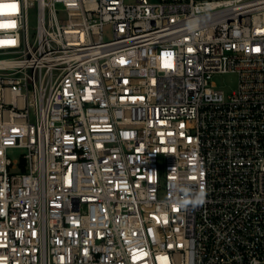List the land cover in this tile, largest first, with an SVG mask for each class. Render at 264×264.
Listing matches in <instances>:
<instances>
[{
  "label": "built area",
  "instance_id": "1",
  "mask_svg": "<svg viewBox=\"0 0 264 264\" xmlns=\"http://www.w3.org/2000/svg\"><path fill=\"white\" fill-rule=\"evenodd\" d=\"M0 264H264V0H0Z\"/></svg>",
  "mask_w": 264,
  "mask_h": 264
},
{
  "label": "rangeland",
  "instance_id": "2",
  "mask_svg": "<svg viewBox=\"0 0 264 264\" xmlns=\"http://www.w3.org/2000/svg\"><path fill=\"white\" fill-rule=\"evenodd\" d=\"M103 36L105 39H108L111 37V29L109 25H106L104 27ZM217 80L222 81V83L225 85L224 90L225 92H230V90L234 89L237 85V77L233 73H227L222 75L215 76ZM25 150L22 148H14L7 152L8 156L11 159H19L21 157V154Z\"/></svg>",
  "mask_w": 264,
  "mask_h": 264
},
{
  "label": "snow or ice",
  "instance_id": "3",
  "mask_svg": "<svg viewBox=\"0 0 264 264\" xmlns=\"http://www.w3.org/2000/svg\"><path fill=\"white\" fill-rule=\"evenodd\" d=\"M10 7L13 8V9H15L16 8V5L15 4H11Z\"/></svg>",
  "mask_w": 264,
  "mask_h": 264
}]
</instances>
